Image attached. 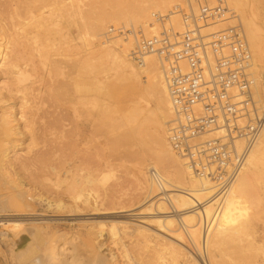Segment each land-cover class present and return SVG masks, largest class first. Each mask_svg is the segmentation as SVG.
<instances>
[{"label": "rangeland", "instance_id": "1", "mask_svg": "<svg viewBox=\"0 0 264 264\" xmlns=\"http://www.w3.org/2000/svg\"><path fill=\"white\" fill-rule=\"evenodd\" d=\"M176 2L184 4V0H0L2 42L10 41L13 23H19L22 31L28 30L19 34L26 33L29 38H21V46L30 45L28 50L23 49L25 57L21 62L26 67L20 62L22 75L0 69V82L21 91L3 94V100L14 113L22 111L30 122L27 130L18 122L21 136L5 137L0 130V264H21L22 254L30 249L38 256L49 255L53 250L57 262L71 257L77 264H87L100 256L105 264H145L138 259L152 253L158 241L166 243L159 255L166 264H183L178 246L198 264H212V256L217 264H264V145L238 176V211L231 212L236 217L222 225L227 228V236L213 251L211 244L207 250L202 248L197 237L200 255L183 232L184 247L157 233V226L150 224L156 213L149 214L147 210L151 197L147 198L136 183L137 169L157 162L159 138L167 140L168 123L173 116L170 107L165 106L169 101L155 56L146 57L142 70L132 63L138 69L135 80L122 67V57L126 65L132 62L128 52L133 43L124 44L122 49V38L103 43L101 35L111 26L134 27L143 35L140 21H149L156 13H168L158 9L170 8ZM225 2L242 26L249 16L241 0ZM52 4L55 9L50 7ZM43 19L49 22L47 26ZM260 22L264 35V16ZM232 24L229 20L208 26L204 33ZM33 25L37 26L36 31ZM158 33L159 28L155 31ZM36 36H40L37 46ZM33 46L35 51L31 50ZM112 54L117 59L114 64L107 59ZM144 69L156 75L148 80L141 73ZM146 82L150 83L148 87ZM92 89L95 91L90 92ZM260 98L264 104L261 92ZM258 104L257 108L261 106ZM32 106L36 110L30 119ZM172 154L169 158L166 155L165 168L160 165L163 176V169L171 173L178 170L177 156ZM147 171L146 168L150 180ZM159 192L155 189L156 194ZM84 199L91 200L90 205L84 204ZM118 207L133 210L129 212L132 215L117 219ZM166 208L172 211L170 206ZM69 209L75 212L67 214ZM139 212L142 214L133 216ZM220 212L218 207L212 225L219 223ZM118 221H129L132 228L142 226L144 235L128 234L119 225L111 230L110 223ZM170 253L178 262H171Z\"/></svg>", "mask_w": 264, "mask_h": 264}, {"label": "built area", "instance_id": "2", "mask_svg": "<svg viewBox=\"0 0 264 264\" xmlns=\"http://www.w3.org/2000/svg\"><path fill=\"white\" fill-rule=\"evenodd\" d=\"M173 12L151 16L159 28L155 36L144 37L134 27L111 26L101 39H132L128 56L137 68L145 67L147 56H155L173 116L167 128L170 150L193 176L224 190L237 177L264 123V109L257 108L253 97L251 52L225 0H184ZM173 14L179 17L180 31L171 22ZM229 20L231 26L204 33L208 26ZM215 129L220 136L202 139ZM236 140L243 141L241 149ZM151 177L160 187L153 171Z\"/></svg>", "mask_w": 264, "mask_h": 264}, {"label": "bare ground", "instance_id": "3", "mask_svg": "<svg viewBox=\"0 0 264 264\" xmlns=\"http://www.w3.org/2000/svg\"><path fill=\"white\" fill-rule=\"evenodd\" d=\"M59 2H62V1H59ZM241 3L244 6L245 10L248 11L247 14L249 16L247 19H244V21L242 23V26H243L242 29H243L246 41L248 43L249 49L251 51V54L253 55L252 64H251V68H250V73L252 74V78H253V82H254L253 95L256 98V101H255L256 104L260 103V105H261V106H259V108L264 109V104L262 103V99L260 98V92H261V94H264V35H263V32L259 26V23H261L260 21L262 20V17L264 16V0H241ZM53 4H52V6L50 5V7L54 8ZM48 5H49V3H48ZM59 6H61V5H59ZM176 6H180L178 4V2H176L175 5H173L170 8L158 9V10L160 12L161 11H169L171 13H174L172 9H174ZM46 7H49V6H46ZM46 7H45V9H47ZM63 7H65V6H63ZM57 8H59V7H57ZM48 9L50 10V8H48ZM71 9H72V7H71ZM53 10H52V12L55 13L54 12L55 10L54 11ZM65 11L67 12V10H65ZM36 12H37V10H36ZM52 12H49L50 13L49 15H51ZM58 13H59V11H58ZM161 13H163V12H161ZM39 14L42 15V13H39ZM56 18L58 20V17H56ZM36 19L38 20V18H36ZM51 19L53 20L54 18H51ZM171 19H173L172 22L174 24L175 29L180 31L181 25H180L178 15L173 14ZM37 20H35V22ZM45 20H46V18H45ZM58 21H60V20H58ZM41 22H43V21L41 20ZM44 23L46 25L49 22L46 23V21H45ZM140 24H141L140 29L143 30L142 34L144 37H146V36L150 37V36L157 35V34H155V31L157 30L158 26L152 21V18H149V21L148 20H145V21L141 20ZM22 25L23 24L21 23V27H22ZM37 25H38V23H37ZM35 27H37V26H34V28L31 27V28H33V30H35ZM43 27H45V26H43ZM40 29H42V27ZM12 30L13 31L10 35L11 38L8 36L10 38V41L5 39V40H7V42L4 41L5 44L2 42L1 37H0V69L8 70L10 72H14L15 75L20 76L24 73V71H23V73L21 71L22 68L21 69L19 68L20 67L19 64H20L21 60H23V58L25 57V56H23L24 55L23 49L27 48L30 45L28 44L27 47H24V45H23V47L21 46L22 45L21 38H23V39L25 38L27 40L28 37L26 38V36H28V35H26V33H24V36H21L19 34V31H21L23 33L24 31L27 32L28 30H25V28H24V31H22L21 28H19V23H16V24L13 23ZM35 31L32 32L33 33L32 35H34V36H35V34H34ZM43 32H44V30H43ZM28 34L30 35V33H28ZM37 34H38V32H37ZM32 35H31V37H32ZM57 35H59V34H57ZM38 39H40V36H39V38H37V36H36V39H34L35 40V43H34L35 46H37V44H38L37 43ZM34 40H33V42H34ZM24 41H23V43H24ZM28 41H29V38H28ZM132 43H133L132 41L122 42V49L125 46L124 44L132 45ZM24 44H26V43H24ZM9 46L11 47V49ZM19 46H21L20 47L21 49L18 48ZM35 46H33V49H31V50L35 51L36 50L34 48ZM29 48H32V46ZM27 50H28V48H27ZM43 53H44V51H43ZM30 54H31V52H30ZM30 54H28V56H30ZM25 55H26V53H25ZM28 56H26V57H28ZM40 57L42 58L43 56H40ZM43 59H45V57ZM107 59H109L112 64L117 62L116 56L113 54L108 55ZM26 61L27 60H25V63H26ZM22 63H23V61L21 62V64ZM29 63L31 64L32 62L29 61L28 64ZM25 65L26 64H24L22 67H26ZM122 67L125 68L126 73H130L132 75L133 79L138 80V73H137L138 69L136 70V68L133 67L132 62H131V64L126 65L124 57H122ZM159 68L161 71L163 84H164L165 91L167 94V88H166L163 72L161 70L160 65H159ZM29 71H30V69H29ZM157 72H158V70H157ZM141 73H143L144 74L143 76H145L144 78L147 77L148 80H150L151 76L156 75L155 72H154V75H152V73H150L149 69L148 70L144 69ZM10 74H12V73H10ZM255 74H256V77H257L258 82H259L260 91H259V87L257 85V79L255 77ZM140 77H142V76H140ZM151 78H153V77H151ZM146 83H147L146 86L148 87V84H150V83L149 82H146ZM14 87H15V84H14ZM22 88H26V87H22ZM58 88H61V87H58ZM22 91H24V90L22 89ZM92 91L94 92L95 89L90 90V92H92ZM12 92L18 93L21 91L18 90L17 86L15 89L13 88V90H12L11 88H9L8 85H6L3 82H0V107H1L0 108V130L2 131V134H4L5 137H7L9 135L16 136V135L21 134L18 131V122L19 121L22 122V128L25 130L29 129V123H30L27 120L25 114L22 113V111H19L20 112L19 114L14 113L12 106H9L8 104H6L7 101L3 100V98H2L3 94H11ZM22 93H24V92H22ZM167 97H168V94H167ZM168 101H169V99H168ZM165 106L170 107V103L166 102ZM170 109H171V107H170ZM35 110H36V108L34 106H32L29 109L30 119L32 117H34ZM221 133H222L221 131L215 129V130L207 133L206 135H204L202 137V139L203 140L212 139V138H215L217 136H220ZM235 145H236L237 149H241L243 146V141L242 140H236ZM263 145H264V123L262 125L261 131H260L256 141L247 150L245 157L243 159V162L241 164V167L239 169L237 177L235 178V180L233 181V183L230 186H228L224 190H221V189L215 188L214 185L209 183L208 181H206L204 179L203 180L198 179L197 177L193 176L188 171V169L184 166L183 161L181 159H179L178 157L175 160L177 163V168H178L177 172L171 173V172L163 169V171H165V173H166V175L163 176L160 173V168H162V167H160V165L163 167H164V165H167V156L169 158V156L172 157L173 154L169 148L167 140L164 137H160L159 141H158V149H157L158 154H159L158 160L156 163H150V165H148L149 167H146L147 169H149V171H147V173H149L150 180H148V176L146 175L145 166L139 167L137 169V173H136V183L138 184L139 188L141 190H143L145 192V194H147V198L151 197L149 205L147 206V210L149 211V214L153 213V212L156 213V215H152L153 218H152V220H150V222L152 221V223H150V224H155L157 226V231H158L157 233H161V235L163 234V235L175 240V242H177L179 245L184 247L186 241L181 234L183 232L185 234L186 239L188 240L187 242L190 243L189 245H191L193 248H196L199 255H200L199 251H201L199 249H201V248H199L200 243H198L199 246H197V237L200 238L201 245L203 246L202 248H205V250H207L208 244H211L210 245L211 251H213L214 248L217 245H219L220 243H222L223 240L225 239V237L227 236L226 232H225V230H227V228L225 226H222V225L236 217L231 212L235 213L236 211H238V203H237V199H235V191H236L237 186H238L237 185L238 176H239L240 172L242 171V168L246 165V163H248L250 160H252V158H254V156L260 152ZM5 152L6 151H4L3 154H5ZM3 157L6 158V154ZM167 169H168V167H167ZM152 171L156 174L158 180L160 181V183H161L160 187H157L154 184L153 179L151 177ZM155 189H158V192L161 190L162 191L159 192L158 194H156ZM159 194H161L162 196L157 197V195H159ZM75 200H79V198H75ZM90 201L88 199H84L83 203L86 205H90ZM91 205H92V203H91ZM166 206H170L172 211L171 212L167 211L168 207L166 208ZM218 207L220 208V210H222V212H220V217L217 216V220L219 221V223L212 225L213 220H214V216H215V212L218 209ZM132 211L133 210H129V209L124 211V210H122V207H118V210H117L118 216H115V217L117 219L119 218L121 220L126 219V217L132 215V214H129V212H132ZM71 212H75L74 209H69L67 214H69ZM126 212H128L127 215L122 216V213H126ZM141 214H142L141 212L134 213L133 216L134 215L138 216ZM91 215H93V214H91ZM128 222H126V221H118V222H113V223L111 222L109 225V228H111V230H114V228L117 227V225H119V226H122L124 231L127 230L128 234L137 233L138 235H141V236L144 235V232L142 230V228H143L142 226L140 228H132V227H130ZM140 223L146 224V225L148 224L147 222L145 223V221H139V224ZM143 229H145V228H143ZM213 230H216L217 233L213 234ZM144 231H146V230H144ZM211 236H212V239H210ZM157 240H159V239H157ZM100 241L101 240H97L98 243H100ZM158 242H156L154 244L152 253L142 256V258H139L138 261L143 262L145 264H166L165 262L161 261L160 257H159L160 252H161L162 248L164 249V247L166 246L165 245L166 243L164 244V243H161V242L158 243ZM187 245H188V243H187ZM178 247L181 249V252H179V255H181L183 258V264H198V263L194 262L193 260H190V256H188V254L185 252L186 250L184 251V249L182 247H180V246H178ZM30 250L29 251L25 250L24 254H22V260L20 261L21 264H23L24 262H27V261H30V264H77V262L73 261V259L71 257H66L63 260H60L59 262H57V257L55 256V254L51 253L53 250L51 252H49V255H45V256H40V255L38 256V255L34 254L33 251L30 252ZM174 251H176V250H174ZM44 252H46V251H44ZM38 253L39 252H37V254ZM172 253L169 254L171 262H173V261L178 262L177 259L175 257H173ZM206 255H207V252H206ZM211 259H212V264H217V262L214 260V256H212ZM207 260H208V257H207ZM87 264H105V263L103 261H101V257L99 256V257H97V259L92 260V261L88 262Z\"/></svg>", "mask_w": 264, "mask_h": 264}]
</instances>
